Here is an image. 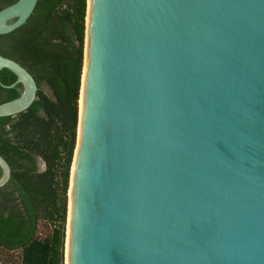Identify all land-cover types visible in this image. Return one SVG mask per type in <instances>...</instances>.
<instances>
[{
  "label": "water",
  "instance_id": "obj_1",
  "mask_svg": "<svg viewBox=\"0 0 264 264\" xmlns=\"http://www.w3.org/2000/svg\"><path fill=\"white\" fill-rule=\"evenodd\" d=\"M3 70L23 92L0 118L25 113L36 81ZM77 136L66 264H264V0H92Z\"/></svg>",
  "mask_w": 264,
  "mask_h": 264
},
{
  "label": "trees",
  "instance_id": "obj_2",
  "mask_svg": "<svg viewBox=\"0 0 264 264\" xmlns=\"http://www.w3.org/2000/svg\"><path fill=\"white\" fill-rule=\"evenodd\" d=\"M18 1L0 0V11ZM86 12L87 0H39L24 26L0 36V55L26 69L38 88L25 113L0 118V156L11 168L10 183L0 189V250L19 252L20 264H65ZM16 81L0 72V105L20 98L21 84L1 86ZM40 224L49 231L43 238Z\"/></svg>",
  "mask_w": 264,
  "mask_h": 264
},
{
  "label": "bare ground",
  "instance_id": "obj_3",
  "mask_svg": "<svg viewBox=\"0 0 264 264\" xmlns=\"http://www.w3.org/2000/svg\"><path fill=\"white\" fill-rule=\"evenodd\" d=\"M91 17H92V0H87L85 59H84V67H83L82 82H81V93H80L81 97H80V102H79V125H80V118H81L82 105H83L87 73H88V67H89V60H90ZM79 125H78V131H79ZM71 176H72V173H71ZM69 201H70V192H69ZM68 220H69V215H68ZM67 240H68V229H67ZM66 259H67V241L65 245V264H66Z\"/></svg>",
  "mask_w": 264,
  "mask_h": 264
},
{
  "label": "rangeland",
  "instance_id": "obj_4",
  "mask_svg": "<svg viewBox=\"0 0 264 264\" xmlns=\"http://www.w3.org/2000/svg\"><path fill=\"white\" fill-rule=\"evenodd\" d=\"M43 89L45 93L49 96H51V92L47 86H43ZM40 170L44 169L43 163L40 161ZM49 233L48 229L45 227L44 224H40L39 230H38V236L43 238ZM0 261L3 264H20V253L19 252H12V253H6L3 250H0Z\"/></svg>",
  "mask_w": 264,
  "mask_h": 264
}]
</instances>
